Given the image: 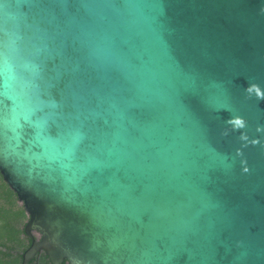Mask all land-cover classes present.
<instances>
[{
  "label": "water",
  "instance_id": "95a60500",
  "mask_svg": "<svg viewBox=\"0 0 264 264\" xmlns=\"http://www.w3.org/2000/svg\"><path fill=\"white\" fill-rule=\"evenodd\" d=\"M252 85L264 0H0V174L41 235L23 264H264Z\"/></svg>",
  "mask_w": 264,
  "mask_h": 264
},
{
  "label": "flooded vegetation",
  "instance_id": "af4514ba",
  "mask_svg": "<svg viewBox=\"0 0 264 264\" xmlns=\"http://www.w3.org/2000/svg\"><path fill=\"white\" fill-rule=\"evenodd\" d=\"M1 183L6 184L2 175ZM2 185V184H1ZM7 185V184H6ZM12 190L7 186H0V264H23V255L31 247L33 241L39 242L41 235L32 232L26 234V226L29 222L23 204L17 199L18 211L24 214L18 216L12 214ZM29 264H52L45 252L37 253ZM61 264H69L63 261Z\"/></svg>",
  "mask_w": 264,
  "mask_h": 264
},
{
  "label": "clouds",
  "instance_id": "9594fccd",
  "mask_svg": "<svg viewBox=\"0 0 264 264\" xmlns=\"http://www.w3.org/2000/svg\"><path fill=\"white\" fill-rule=\"evenodd\" d=\"M247 92L249 94V96H251L253 93H255L256 97L258 99H264V92H262L260 90V88L256 85H252L251 87H249L247 89ZM228 124H230L232 126L233 130H239V129H243L246 127V122L244 119L240 118V117H236L235 119H230L227 121ZM258 131H264V127H260L257 129ZM229 134L228 130L225 129L222 132V135L227 136ZM242 140H246L247 136L245 134H242L240 137Z\"/></svg>",
  "mask_w": 264,
  "mask_h": 264
},
{
  "label": "trees",
  "instance_id": "16d2710c",
  "mask_svg": "<svg viewBox=\"0 0 264 264\" xmlns=\"http://www.w3.org/2000/svg\"><path fill=\"white\" fill-rule=\"evenodd\" d=\"M2 182V180H1V176H0V186H7L6 184H4V183H1ZM2 184V185H1ZM10 194H11V201H12V214L13 215H16V213H17V211L19 210V206H18V203H17V196H16V194L12 191V192H10ZM18 216H20V215H22V214H24L23 213V211L21 212V211H18Z\"/></svg>",
  "mask_w": 264,
  "mask_h": 264
}]
</instances>
